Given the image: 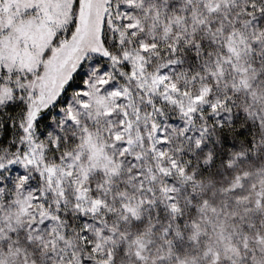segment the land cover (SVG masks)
<instances>
[{"label": "snow or ice", "instance_id": "obj_1", "mask_svg": "<svg viewBox=\"0 0 264 264\" xmlns=\"http://www.w3.org/2000/svg\"><path fill=\"white\" fill-rule=\"evenodd\" d=\"M0 264H264V0H0Z\"/></svg>", "mask_w": 264, "mask_h": 264}]
</instances>
